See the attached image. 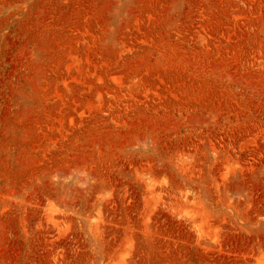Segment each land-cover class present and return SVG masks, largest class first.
Wrapping results in <instances>:
<instances>
[{
  "label": "rangeland",
  "instance_id": "374dc122",
  "mask_svg": "<svg viewBox=\"0 0 264 264\" xmlns=\"http://www.w3.org/2000/svg\"><path fill=\"white\" fill-rule=\"evenodd\" d=\"M0 264H264V0H0Z\"/></svg>",
  "mask_w": 264,
  "mask_h": 264
}]
</instances>
